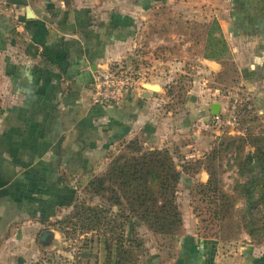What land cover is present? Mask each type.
Here are the masks:
<instances>
[{
    "label": "crops",
    "instance_id": "crops-1",
    "mask_svg": "<svg viewBox=\"0 0 264 264\" xmlns=\"http://www.w3.org/2000/svg\"><path fill=\"white\" fill-rule=\"evenodd\" d=\"M2 1L12 7L0 12V264H37L40 252L51 253L52 246L36 243L30 226L55 218L61 204L72 202L73 189L87 185L123 141L139 136L151 148H169L181 170L212 148L220 136L209 123L215 101L195 94L202 91L194 89L189 100L196 103L187 99L181 109L167 106L162 85L150 98L135 87L119 105L91 103L97 69L119 63L143 40L152 49L171 44L159 28L177 32L180 62L197 58L198 73L213 83L208 89L233 90L232 99L217 100L223 108L239 99L243 125H264V0ZM166 5L176 20L154 22ZM216 24L238 70L234 83L216 81L222 63L195 47L203 41L200 32ZM202 81L199 76L206 92ZM183 173L198 183L209 178L204 169ZM173 238L149 264H264V239L221 243L197 232Z\"/></svg>",
    "mask_w": 264,
    "mask_h": 264
},
{
    "label": "rangeland",
    "instance_id": "rangeland-1",
    "mask_svg": "<svg viewBox=\"0 0 264 264\" xmlns=\"http://www.w3.org/2000/svg\"><path fill=\"white\" fill-rule=\"evenodd\" d=\"M6 7L7 9H10L12 5H7V3H4V1L0 2V12L1 9L6 11ZM162 8H164L163 10L160 9L162 13H157V17L154 16V22H167L170 18H174L176 20L175 17H169L174 12V9L171 7V5H166ZM143 21H145V19H143ZM161 31L165 32L166 34H160ZM156 32L159 33V37H166L165 40L170 41L171 44L165 45L164 43H159L152 49L151 46L144 44L145 41L143 40L135 47H131L130 50L128 49L127 56L122 61L110 66L118 68L121 67L124 71L131 73L138 81L137 87L140 86L141 83L159 84L160 86L162 85L166 89V95L168 97L167 106L173 109H177L178 107L181 109L182 105H184L183 103L187 102L186 100H189L194 94V89H196V92L202 91L201 93L195 94H198L199 97L200 94H202L209 102H217V100H220L223 98V96L231 97V91L233 90H231L229 86L225 90L223 89V93H214V91L208 89V85H213V83H211L212 81L207 80L208 75H206V73H198V65H200V63H198L199 61H197V58H194V60H187L186 62H180V57L183 56L182 46L180 45L181 42L176 41L175 37H173V35L177 32H175L173 29L169 32V30H161L160 28L156 30ZM189 33L192 34V31H189ZM195 47L199 48L201 51L204 50V53L209 52L210 50L204 40L201 44ZM192 51L193 49L190 45L187 52L190 53ZM150 52H153V55H150ZM199 76L205 77V81H202L201 84H203L202 86L206 88V92H204L202 88L198 87ZM217 80L218 78H216V81ZM159 91H161V88ZM233 97L234 96L232 95L229 100ZM189 101L191 102L189 104L190 106H194L196 103L195 100ZM192 109L193 108L191 107V110ZM184 110L186 113H188L186 108ZM203 129L204 132L210 131V129ZM211 129L214 128L212 127ZM248 132L244 130V133L229 134L236 137H240L241 135L243 138H245V140H241V142L236 141L230 147V151L227 152L223 158L224 172L222 178L224 190L238 197V202L236 204L237 213L234 217L235 220H237L236 224L238 225L233 228L234 237L225 239L223 241L214 237L204 239L217 240L221 243H229L231 241H237L240 243L242 240H245L244 238L246 236L253 238L248 232L250 227H252L254 230L257 229L260 231V227L264 223V203L259 202L256 207H250L248 196L239 195L237 193L238 186L240 184L248 183L255 187L254 197L256 199H259V194L264 191V125L258 123L251 124L248 126ZM134 138H138L140 140V145L144 149L151 148L149 145L144 143L143 138L139 136ZM127 145L128 141H123L115 148H112L111 151L108 152L106 158L102 160V162L96 167L95 171H93L92 178L105 174L110 162L115 157H119L120 155L129 156L132 154H137V152L134 153L133 151H130L127 148ZM247 156L252 157L251 167H249L246 162ZM186 177H188V175L182 173V179L178 185L176 194L177 203L179 205L183 219L182 226L176 235H186L188 233L195 232L198 233L199 219L194 212L191 191L200 179L199 177H196L195 181H190L191 179L187 180ZM107 185H110L112 188L116 189V186L110 182H107ZM87 186L88 185L84 183L81 186L74 188L72 202L69 204H61V206L58 207V212H56L55 218H53L50 222H45L44 224L40 225L38 224L39 226L37 225L36 227H34V225L30 226V228H33L36 230V232H38L36 239V243L38 245L40 244L43 247L52 246L53 248L50 250L51 253L47 251L45 253L40 252V255L37 258V264H85L84 262L86 260L90 261L91 264H99L104 261L105 264H109L105 242V236L109 240L112 238V233L109 232V227L104 226L102 229L85 232L87 229L83 228L80 222L82 220H80L79 215L74 217L75 221H70L68 224L61 222L68 216L72 214L75 215V213H77L80 209L82 203L109 208V218L112 222H115V219H112L111 217L113 214L117 213L119 209L116 205L112 206V201L109 199L112 191L110 189H105L101 193H95ZM128 214L129 210H125V215L128 217L125 218L124 216L121 219V221L123 220L125 224L124 229L126 230V234L130 237H137L143 242V247L140 251V259L143 264H149L151 257L158 255L160 251L165 250L168 247L166 245H168L174 239V236L155 233L138 218ZM244 215H247L246 221L248 224L250 222L249 220L252 219L251 221L255 222L256 225L249 226V228L245 227L244 225L246 222L243 220ZM45 230L53 231L54 235L50 244H44L42 241V233ZM113 257H116L115 254ZM114 260L115 259L113 258V261ZM152 261L155 263L156 259ZM111 264H113V262Z\"/></svg>",
    "mask_w": 264,
    "mask_h": 264
},
{
    "label": "trees",
    "instance_id": "trees-1",
    "mask_svg": "<svg viewBox=\"0 0 264 264\" xmlns=\"http://www.w3.org/2000/svg\"><path fill=\"white\" fill-rule=\"evenodd\" d=\"M199 35L210 49L205 55L219 60L224 67L218 75V80L236 82L238 70L230 58L228 45L219 25L212 26L210 30H203ZM244 127L248 132V126ZM241 140H245L241 135H220L206 156L190 161L182 166L181 170L169 148L144 149L140 140L134 138L128 141L127 148L137 154L115 157L105 174L93 177L87 184L95 193H101L105 189L112 191L109 199L112 206L116 205L119 209L117 213H112L111 218L115 219V222L109 218V208L85 203H82L75 215L72 214L61 222L68 224L75 221L74 217L79 215L82 220L79 221L83 228L87 229L85 232L109 227V232L112 233L111 241L105 236L108 261L113 264H143L140 259L143 242L137 237L128 236L124 229L125 224L121 221L122 217H128L125 210H129L128 215L138 218L155 233L175 236L183 222L176 195L183 170L204 169L209 174L208 180L197 183L191 191L194 212L199 219L198 234L203 238L214 237L221 241L233 238V228L238 225L234 218L238 197L224 190L223 158L230 151V147ZM246 162L251 167L252 157L247 156ZM107 182L114 184L116 189L108 186ZM254 189L255 187L248 183L240 184L237 190L239 195L248 196L250 207H256L259 202L264 203V191L259 194L260 198L256 199ZM246 216L243 218L246 222L244 226H255L256 223L252 222V219L248 224ZM260 228V231L252 227L248 229L252 239L257 242L264 239V223ZM114 250L116 257L113 261Z\"/></svg>",
    "mask_w": 264,
    "mask_h": 264
},
{
    "label": "built area",
    "instance_id": "built-area-1",
    "mask_svg": "<svg viewBox=\"0 0 264 264\" xmlns=\"http://www.w3.org/2000/svg\"><path fill=\"white\" fill-rule=\"evenodd\" d=\"M232 3L233 0H225ZM138 81L133 75L124 71L121 67H102L97 69L93 75L91 87V103L100 107H112L119 105L126 93L137 87ZM241 101L235 99L226 108L216 115H211L210 126L219 131V135L243 133Z\"/></svg>",
    "mask_w": 264,
    "mask_h": 264
},
{
    "label": "water",
    "instance_id": "water-1",
    "mask_svg": "<svg viewBox=\"0 0 264 264\" xmlns=\"http://www.w3.org/2000/svg\"><path fill=\"white\" fill-rule=\"evenodd\" d=\"M158 87V88H157ZM161 86L159 84H152V83H141L138 86V90L140 95L144 98H150L160 90ZM222 105L219 102H215L212 104L210 111L212 115H216L220 112ZM53 231L52 230H45L42 233V241L44 244H50L53 239ZM21 260L23 257L20 258Z\"/></svg>",
    "mask_w": 264,
    "mask_h": 264
},
{
    "label": "bare ground",
    "instance_id": "bare-ground-1",
    "mask_svg": "<svg viewBox=\"0 0 264 264\" xmlns=\"http://www.w3.org/2000/svg\"><path fill=\"white\" fill-rule=\"evenodd\" d=\"M158 88V87H157Z\"/></svg>",
    "mask_w": 264,
    "mask_h": 264
}]
</instances>
